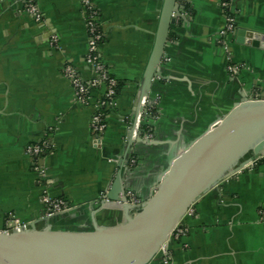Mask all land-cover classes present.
<instances>
[{
  "label": "crops",
  "instance_id": "0c3cea01",
  "mask_svg": "<svg viewBox=\"0 0 264 264\" xmlns=\"http://www.w3.org/2000/svg\"><path fill=\"white\" fill-rule=\"evenodd\" d=\"M93 2L106 37L102 62L122 85L98 136L91 118L101 91H93L86 106L64 72L72 65L85 80L93 78L80 0H37L39 23L20 0H0V229L47 216L37 165L47 169L50 193L78 207L102 201L122 163L137 154L141 164L127 171L125 186L146 202L178 155L245 97H264V49L254 46L256 36L264 37V0H179L183 18L171 28L162 69L173 80L153 81L149 97L160 105L154 140L138 142L132 125L143 116L139 94L164 0ZM223 3L241 31L229 53L218 38L226 24ZM229 57L241 66L239 75L228 72ZM43 140L53 149L37 161L26 151ZM261 210L264 159L197 202L194 215L182 221L185 239L170 246L172 264H264ZM98 220L113 226L122 218L104 213ZM151 264H161L159 257Z\"/></svg>",
  "mask_w": 264,
  "mask_h": 264
},
{
  "label": "water",
  "instance_id": "95a60500",
  "mask_svg": "<svg viewBox=\"0 0 264 264\" xmlns=\"http://www.w3.org/2000/svg\"><path fill=\"white\" fill-rule=\"evenodd\" d=\"M181 18L179 0H164L139 104L154 80L172 79L162 69L171 28ZM255 38L254 46L264 49V37ZM129 145L131 153V138ZM263 158L264 97H245L172 161L144 204L129 203L124 161L102 201L45 216L23 232L0 233V264H151L203 196ZM104 213L122 221L100 225L98 215Z\"/></svg>",
  "mask_w": 264,
  "mask_h": 264
},
{
  "label": "built area",
  "instance_id": "2783aa9c",
  "mask_svg": "<svg viewBox=\"0 0 264 264\" xmlns=\"http://www.w3.org/2000/svg\"><path fill=\"white\" fill-rule=\"evenodd\" d=\"M22 8L25 13L32 17V19L39 23L42 15L39 10L37 0H20ZM83 15L87 24L88 32V54L87 67L93 76L92 79L85 80L79 71L72 65H67L64 69L66 77L71 81L74 88L76 98L86 106H90L92 93L95 90L101 91L100 100L92 107L93 115L91 118V129L95 135L103 134L106 130V120L108 115L117 107L118 98V81L111 76L109 70L105 67L101 58V49L105 44V33L101 23L100 12L95 6L93 0H80ZM223 7L227 12L226 24L219 32V45L226 51H230L234 38L237 34V26L233 14L228 10L227 4L223 3ZM229 61L231 65L228 66V72L232 75H239L241 66L235 65L231 58ZM165 62L166 59H165ZM258 100V99H256ZM143 116H139L136 122L133 123L132 128L134 137L142 138L147 141L154 140V133L150 130L151 122L157 120L159 116V101L156 98L146 97L142 100ZM53 145L48 140H43L35 143L27 148V154L42 161L48 153H51ZM264 159V158H263ZM261 159V160H263ZM259 160V161H261ZM138 165V161L131 156L128 162L130 170ZM35 171L39 179L44 183L43 203L46 207V215L51 216L65 212L72 208V206L65 200L54 197L48 190L49 176L47 169L44 166L37 165ZM127 197L129 203L133 205H142V202L134 193L128 192ZM194 215V209H190L186 216ZM260 221L264 225V210L259 212ZM27 224L7 223L5 228L0 229V233L23 232L27 230ZM187 235V230L183 227L182 222L172 232L169 241H167L161 250L158 257L161 264H172V252L170 246L174 243L182 242Z\"/></svg>",
  "mask_w": 264,
  "mask_h": 264
},
{
  "label": "trees",
  "instance_id": "16d2710c",
  "mask_svg": "<svg viewBox=\"0 0 264 264\" xmlns=\"http://www.w3.org/2000/svg\"><path fill=\"white\" fill-rule=\"evenodd\" d=\"M121 87H122V85H121V83L119 82L118 92H120ZM152 123H153V122L150 123L149 128H150V130H151L152 132H154V129H153V125H152ZM133 157L138 161V165L134 168V169H136V168L141 164V161H140V158H139V156H138L137 154H134ZM134 169H132V170H134ZM132 170H131V171H132Z\"/></svg>",
  "mask_w": 264,
  "mask_h": 264
},
{
  "label": "rangeland",
  "instance_id": "374dc122",
  "mask_svg": "<svg viewBox=\"0 0 264 264\" xmlns=\"http://www.w3.org/2000/svg\"><path fill=\"white\" fill-rule=\"evenodd\" d=\"M159 107H160V105H159Z\"/></svg>",
  "mask_w": 264,
  "mask_h": 264
}]
</instances>
